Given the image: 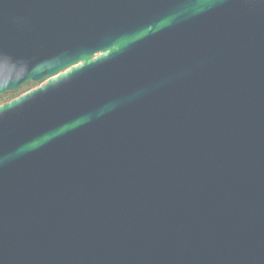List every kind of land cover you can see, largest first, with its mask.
Masks as SVG:
<instances>
[{"label": "water", "instance_id": "1", "mask_svg": "<svg viewBox=\"0 0 264 264\" xmlns=\"http://www.w3.org/2000/svg\"><path fill=\"white\" fill-rule=\"evenodd\" d=\"M0 264H264V0H0Z\"/></svg>", "mask_w": 264, "mask_h": 264}, {"label": "trees", "instance_id": "2", "mask_svg": "<svg viewBox=\"0 0 264 264\" xmlns=\"http://www.w3.org/2000/svg\"><path fill=\"white\" fill-rule=\"evenodd\" d=\"M35 85H28L27 87L19 90L16 94H6L0 99V105L10 102L11 100L25 94L26 92L30 91L31 89L35 88Z\"/></svg>", "mask_w": 264, "mask_h": 264}, {"label": "flooded vegetation", "instance_id": "3", "mask_svg": "<svg viewBox=\"0 0 264 264\" xmlns=\"http://www.w3.org/2000/svg\"><path fill=\"white\" fill-rule=\"evenodd\" d=\"M36 87H37V86H36ZM36 87H35V88H36ZM35 88H33V89H35ZM33 89H31V90H33Z\"/></svg>", "mask_w": 264, "mask_h": 264}]
</instances>
